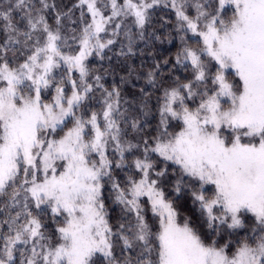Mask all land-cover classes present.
<instances>
[{
	"label": "snow or ice",
	"instance_id": "obj_1",
	"mask_svg": "<svg viewBox=\"0 0 264 264\" xmlns=\"http://www.w3.org/2000/svg\"><path fill=\"white\" fill-rule=\"evenodd\" d=\"M0 264H264V0H0Z\"/></svg>",
	"mask_w": 264,
	"mask_h": 264
}]
</instances>
